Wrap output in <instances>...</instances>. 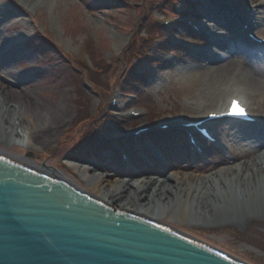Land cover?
<instances>
[{"label":"rangeland","instance_id":"obj_1","mask_svg":"<svg viewBox=\"0 0 264 264\" xmlns=\"http://www.w3.org/2000/svg\"><path fill=\"white\" fill-rule=\"evenodd\" d=\"M98 1L0 0V90L8 98L10 111L18 104L25 108V113L12 116L10 125L4 123L0 142L6 145L2 144L0 148L16 157L44 164L87 191L97 177L104 178L101 191L104 193L124 188L126 184L135 186L173 176L185 179L193 188L206 177L215 182L216 187L220 186L219 190L226 184L229 189L237 190L240 184L236 186L232 177L224 184V174L232 172L233 168L250 167L259 155L264 154L262 54L258 52L252 56L257 72L251 81L234 76L221 82V75L217 78L208 67L204 70L198 56L190 60L177 54L173 48L178 47L173 42L170 45L166 41V45L160 46L168 37L192 41L185 34V28L188 34L190 28L186 24L180 26L181 19L165 12V8L184 11L194 23L201 28L207 25L210 31L214 26L204 16L206 5L211 8L220 5L229 13L236 0ZM262 2L255 0L254 3L259 7ZM194 15H202L201 21ZM163 22L169 25L163 26ZM255 22L258 23L255 32L263 35L264 14H260ZM143 23L155 25L165 38L160 41L162 37L157 32L144 30ZM215 33L220 38L230 35L220 31ZM133 42V47H138L137 54L132 52L126 58ZM167 45L175 52L165 51ZM249 51L253 54L251 48ZM215 52L214 56L221 54ZM62 54L73 59L80 75L70 71L71 64H66ZM95 61L107 68L96 72ZM136 77L148 80L140 85L141 93H135L129 86V81ZM79 79L91 96L83 115H79L76 104ZM226 86L249 100L261 125L253 128L215 125L221 147H226L210 152L201 161L185 159V146L172 141L167 143L171 156L168 164L152 169L141 164L143 167L132 173L119 162L122 159L118 149L112 151L109 146L98 143L100 138L117 140L147 123L159 126L164 121L176 124L185 117L197 120L205 111L217 106L219 97L215 96ZM111 100L117 102L115 109L110 106ZM118 106L124 114L122 118L116 116ZM131 111L140 112L141 117L128 118ZM21 129L33 133L37 145L21 143L17 136ZM92 130L96 135L91 140L87 136ZM110 145L114 148L115 144ZM146 145L148 143L140 142V147ZM216 214L215 221L205 225V219L198 222L192 219L188 209L177 212L172 208L171 216L164 221L175 230L241 262L264 264V210L248 209L241 222L232 215L231 209L222 210V204Z\"/></svg>","mask_w":264,"mask_h":264},{"label":"water","instance_id":"obj_2","mask_svg":"<svg viewBox=\"0 0 264 264\" xmlns=\"http://www.w3.org/2000/svg\"><path fill=\"white\" fill-rule=\"evenodd\" d=\"M0 264H246L0 158Z\"/></svg>","mask_w":264,"mask_h":264},{"label":"bare ground","instance_id":"obj_3","mask_svg":"<svg viewBox=\"0 0 264 264\" xmlns=\"http://www.w3.org/2000/svg\"><path fill=\"white\" fill-rule=\"evenodd\" d=\"M220 7V5H216L214 8H211L209 5H206L204 16L214 26L212 29L223 32V35L229 33L230 36L212 39L210 49L213 52L217 51V53L220 51L221 54H216L215 56L202 54L203 68L204 70L208 68L212 70L211 74L217 78L221 77V82L224 78H234V76L242 80L251 81L255 76L254 73L257 72L252 61V56L248 55V49L253 44L240 38L242 32L239 28L233 27V30L230 28L231 31L227 29L231 16H227L228 12ZM228 88L227 86L221 87L216 94L215 98L219 97L216 107L221 106V103L225 104L229 98H235L237 95ZM7 103L8 98L0 90V134L3 132L4 123L11 124L13 115L25 113L24 106L18 104L10 111ZM117 110L118 112L116 113H119L117 116L123 117V112L120 111L121 107L118 106ZM32 134L28 129H21L17 133L18 140L21 143L29 142L37 145ZM2 144L4 143L0 142V145ZM21 146L24 147L23 145ZM0 158L33 171L43 172L61 179V182L68 184L79 193L88 194L115 212L135 216L174 231L177 230L164 221L171 216L172 208L177 212L181 209H188L192 219H197V222L200 219H205V225H209L215 221L217 209L221 204L222 210L231 209L232 215L240 222L248 209L256 207L264 210V154L259 155L250 167L247 166L245 168V166H241L240 168H233L232 172L224 174V184L230 181L228 180L229 177H232L235 185H241V187L239 185L237 190L229 189L227 184L223 189L219 190L220 186L216 187V183L206 177L204 182L193 188L191 184L188 185L185 179L173 176L165 178L164 181L148 180L135 186L126 184L124 188L120 187V189L104 193H101L105 182L102 177L94 178L96 180L93 181V185L87 191L64 174H60L44 164L38 165L33 161H27L24 158L11 155L1 148ZM73 167L76 166L73 164ZM189 196L190 199L187 200Z\"/></svg>","mask_w":264,"mask_h":264},{"label":"trees","instance_id":"obj_4","mask_svg":"<svg viewBox=\"0 0 264 264\" xmlns=\"http://www.w3.org/2000/svg\"><path fill=\"white\" fill-rule=\"evenodd\" d=\"M86 1H88V2H94V1H96V2H100V1H98V0H86ZM165 7V6H164ZM164 7L162 8V9H164ZM165 10V12H169V13H172V14H175L176 15V10L172 7V8H165L164 9ZM143 29L144 30H146V31H149V32H157L158 33V35L160 36V37H162L161 39H159V40H163V38H165L164 37V33L162 32V30H160V29H158V28H155V25H151V26H149V25H147V24H145V23H143ZM144 40H147V39H144ZM166 39H165V42H162L161 43V45L160 46H162L163 44H165L166 43ZM168 44V43H167ZM166 45V44H165ZM134 46V42H133V44H132V47L129 49V52L126 54V58H129V56L131 55V53L133 52V55H135V54H137V50H138V47L136 48V46L135 47H133ZM38 47V46H37ZM170 46H166L165 47V51H173V50H171L170 48H169ZM174 49V48H173ZM176 52H177V54H183V52H182V50H179L178 48L176 49H174ZM140 51V50H139ZM139 51H138V53H139ZM174 52V51H173ZM63 55V57H65V59L67 60V62H66V64L68 63V64H71V67H70V71L71 72H74V73H76V74H78V75H80V70L77 68V66L75 65V62H73V59L72 58H70V57H68V56H65V54H62ZM146 56H149L148 54H146ZM56 60H59V58L58 59H56ZM57 63H59V62H57ZM94 64H95V66H96V72L99 70V71H104L107 67L106 66H104L103 64H100V62H98V61H95L94 62ZM102 66V67H101ZM64 69H67V67H63ZM62 67H61V69H63ZM61 69L59 70V71H57V73L58 72H60L61 71ZM63 69V70H64ZM98 71V72H99ZM82 73H84V72H82ZM93 77H95V76H93ZM79 82V90H77V100H76V104H77V109H78V111H79V115H83L84 113H85V107L86 106H89V102H90V99H91V96H90V94H88V92L84 89V86H83V84H82V80L81 79H79L78 80ZM147 79H145V78H143V77H136V79H133L132 81H129V86L132 88V91H133V89H134V92L135 93H141L140 92V90H141V88H140V85H142V84H145V83H147ZM100 117H101V115H100ZM100 117L98 118V120L100 119ZM97 118V117H96ZM105 119V118H104ZM96 134H95V132L92 130L91 131V133H89L88 134V136H87V138L89 137L91 140L94 138L93 136H95ZM158 141H162L163 142V139H158ZM99 143V145L102 143L103 144V146H105V147H107V146H109L111 149H112V147H111V145L110 144H108L107 142H105V140H103V138H100V141L98 142ZM165 144H167V142L165 141L164 142Z\"/></svg>","mask_w":264,"mask_h":264},{"label":"snow or ice","instance_id":"obj_5","mask_svg":"<svg viewBox=\"0 0 264 264\" xmlns=\"http://www.w3.org/2000/svg\"><path fill=\"white\" fill-rule=\"evenodd\" d=\"M233 114H236V115H244L245 113H244V110L242 108L234 107Z\"/></svg>","mask_w":264,"mask_h":264}]
</instances>
